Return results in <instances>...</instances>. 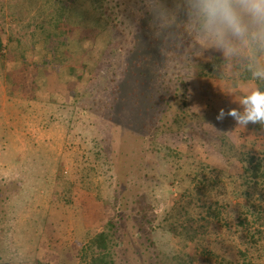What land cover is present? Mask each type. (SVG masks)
<instances>
[{
  "label": "rangeland",
  "instance_id": "rangeland-1",
  "mask_svg": "<svg viewBox=\"0 0 264 264\" xmlns=\"http://www.w3.org/2000/svg\"><path fill=\"white\" fill-rule=\"evenodd\" d=\"M45 1L0 0V10H4V16L0 11V31L7 44L17 36L27 45H33L35 23H41L42 19L50 21L57 6L55 0ZM113 2H116L114 6L119 4L115 10L125 21L121 41L107 49L95 71L93 83H104L102 99L91 102L90 107L77 115L70 109H59L39 100L11 96L9 89L13 81L22 78V72L17 68L8 77L9 60L0 56V264H37L38 260L58 264L64 249H69L70 264H80L81 256L87 255L85 244L108 218L98 196L104 198L111 183L105 174L91 169V164L99 167L100 160L96 151L86 153L90 137L106 142L103 152L107 161L115 164L111 184L118 196L120 218L118 264H165L164 254L172 257L177 253L182 257L175 264H210L195 251L193 242L186 245L183 239L161 227L167 205L179 193L174 189L173 178L163 182L162 188L166 190H161L162 168L154 164L157 155L149 147L144 125H138L135 120H152L157 126L170 122L177 109H166L163 92L173 94L177 85L184 90V80L189 90L188 111L202 115L205 124L202 130H226L235 145L250 151L263 128L251 123L238 126L230 116L222 122L216 117L221 108L225 112L242 108L240 99L257 85L253 81H239L234 86L231 78L226 77L225 92L219 81L213 82L214 89L208 94L200 91L207 79L197 77L183 65L188 58H204V39L197 33L189 42L196 22L186 15L184 0ZM124 4L128 7L124 8ZM185 19L186 27L179 28V22ZM136 33H139L138 50L128 59ZM35 35L40 42V37L46 34ZM174 35L179 36L171 44ZM205 49L220 53L213 41L205 42ZM142 62L148 64L143 70ZM149 83L154 86L153 99L147 92L143 93ZM119 97H123L122 103H118ZM147 104L154 106L150 116L143 118L141 115L145 113L139 108ZM117 105L122 107L120 111L115 109ZM81 115L82 121L73 130L62 121ZM169 137L175 148L190 151L193 150L190 147H195V142L184 135L174 133ZM196 142L199 145L195 150L200 156L218 157L216 149ZM216 161L225 169L236 165L220 158ZM182 166L185 168L186 164ZM184 168L180 173H184ZM175 171L173 168L170 173ZM146 192L152 198L147 206L143 196ZM141 206H146V217Z\"/></svg>",
  "mask_w": 264,
  "mask_h": 264
},
{
  "label": "trees",
  "instance_id": "trees-1",
  "mask_svg": "<svg viewBox=\"0 0 264 264\" xmlns=\"http://www.w3.org/2000/svg\"><path fill=\"white\" fill-rule=\"evenodd\" d=\"M113 1L55 0L57 6L53 3L56 7L54 6L50 21L42 19L41 23H35L32 33L33 45H27L17 36L11 38L7 44L0 31V56L9 60L10 70L7 76H12L17 68L22 72V78L13 81V89H9L11 96H24L59 109H70L74 115L90 107L91 102L101 100L100 93L104 83H93L95 71L107 49L114 42L118 44L121 41L125 28V21L115 10L119 4L114 6L117 1ZM125 4L128 5V1ZM125 4L124 8H127ZM0 11L4 16V10ZM186 22V19L179 22L178 27L185 28ZM40 32L46 35L40 37L39 42L35 34ZM191 33L189 42L194 34L201 35L197 24L191 28ZM178 36H172L173 42L170 43L175 44V37ZM138 37L139 33H136L135 46L128 59L138 50ZM199 37L204 39V58H188L183 67L188 68L197 77L207 79V84L200 87L203 94H208L214 89L215 81L223 84L222 91L225 92L226 84L223 81L226 77L231 78L234 86L239 81H253L257 88L264 90V81L252 77L246 58H226L222 52H211L205 49V42L212 40L202 35ZM258 58L264 63V56ZM147 65L142 62L141 69ZM121 83L122 81L118 86ZM144 83H148V80ZM182 83L184 90L177 85L172 90L173 94L167 90L163 92L162 103L166 109H177L170 122L164 121L161 126H157L152 124V120H135L138 125H144L149 147L155 152L154 155H157L154 164L162 168L160 173L164 176L161 179V190H166L162 188V183L173 178L174 189L179 193L178 198L168 202L160 225L175 237L183 239L186 245L193 242L195 251L204 256L210 264H264V126L258 124L263 130L259 131L250 151L235 145L226 130H202V126L205 127L202 115L188 111L189 90L186 81L182 80ZM92 86L95 88L89 92ZM146 92L151 95L150 99H153L154 86L149 83L143 93ZM118 99L121 100H118V103L123 102V97ZM153 106L154 104L141 106L139 110L145 113L141 116L148 118ZM117 108L120 111L122 107L117 105L115 109ZM62 121L73 130L82 121V115L80 118L73 116L71 120ZM174 133L178 136L184 135L190 138V141L192 139L195 147L189 149L193 150L175 148L169 137ZM196 141H201L203 147L210 145L212 149H216L218 157L211 159L208 155L200 156L195 150L199 145ZM104 142L99 137H90L86 153L96 151V157L100 160L99 167L91 164V169L105 174L107 179L114 183L111 172L115 169V164L107 161L103 152ZM217 158L235 162L236 165H229L228 169H225L222 163L217 164ZM182 164H186V167ZM173 168L176 171L171 174ZM182 168L184 173H180ZM100 169L104 171L100 172ZM111 183L108 185L109 193L104 198L98 196L100 207L108 218L102 229L92 234L85 244L87 255L81 256L80 264H118L116 254L120 245V218L117 216L118 196L112 190ZM149 194L146 192L143 195L146 206L152 202ZM146 206H141L142 214ZM143 216L146 217V214ZM163 256L165 264H175L176 260L180 263L182 257L180 253L172 257L167 254ZM70 263L69 249H64L62 260L58 264ZM37 264L48 263L38 260Z\"/></svg>",
  "mask_w": 264,
  "mask_h": 264
},
{
  "label": "clouds",
  "instance_id": "clouds-1",
  "mask_svg": "<svg viewBox=\"0 0 264 264\" xmlns=\"http://www.w3.org/2000/svg\"><path fill=\"white\" fill-rule=\"evenodd\" d=\"M184 6L203 37L226 58H246L252 77L264 81V63L258 58L264 56V0H184ZM239 103L242 111L221 108L216 119L230 116L241 127L264 126V90L247 91Z\"/></svg>",
  "mask_w": 264,
  "mask_h": 264
}]
</instances>
